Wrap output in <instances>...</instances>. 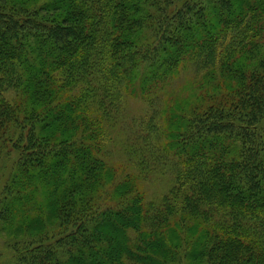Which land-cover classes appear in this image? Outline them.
<instances>
[{"label": "trees", "instance_id": "1", "mask_svg": "<svg viewBox=\"0 0 264 264\" xmlns=\"http://www.w3.org/2000/svg\"><path fill=\"white\" fill-rule=\"evenodd\" d=\"M185 62L206 73L198 89L127 151L151 149L176 184L146 201L141 159L108 204L101 147L124 95L152 107ZM3 150L0 233L35 231L15 264H264V0H0Z\"/></svg>", "mask_w": 264, "mask_h": 264}, {"label": "rangeland", "instance_id": "2", "mask_svg": "<svg viewBox=\"0 0 264 264\" xmlns=\"http://www.w3.org/2000/svg\"><path fill=\"white\" fill-rule=\"evenodd\" d=\"M39 3L45 2V0H38ZM205 73V72H203ZM198 74L195 67L191 63L185 62L181 65L177 73L172 78L161 83L157 90V98L151 103L148 99H144L141 94L133 95L126 93L122 107L120 109V115L116 117L114 126L110 129V133L106 135L105 141L103 142L102 150H104V159L107 161V168H115L117 171L114 181L109 182L104 188L103 199L108 204L116 202L114 196L115 185L123 180L126 175H134L135 177L138 172V162L141 159H145L148 165L146 172L137 177L139 184V190L144 194L146 201H153L156 204H160L162 200L168 195L174 185L176 184L175 173L169 165H163L160 161H157L150 157V150H138L136 154H127L128 149H131L132 145H135L137 140L144 134L143 124L148 121L151 117V113L155 110L161 113L169 102H177V104L183 103L186 99L191 98L193 93L196 91V87L199 86L201 79L200 77L204 74ZM209 73L215 74L213 71ZM207 73V74H209ZM206 75V73H205ZM211 75V74H210ZM198 89V87H197ZM5 97L11 103H17V94L13 91L5 93ZM162 110V111H161ZM162 119V120H161ZM156 124H164L165 119L161 114L158 120H155ZM158 121V122H157ZM145 125V124H144ZM147 141V133L145 135ZM148 140L153 142L152 136L149 135ZM132 151V149H131ZM137 151V150H136ZM15 154L10 153L6 150L0 152V196L4 186L7 184V180L14 172V161ZM37 200L41 201L44 205L43 214V227H47L50 224L58 225L56 218L50 215L49 210H53L50 200L46 198V195L42 189L37 195ZM42 230V229H40ZM23 233L30 236L34 232L18 230L15 232L17 241L16 244L7 242L6 235L0 233V264H15L17 259V250L21 249ZM30 233V234H29ZM113 234V232H111ZM32 236V235H31ZM136 236V235H135ZM134 237V235H133ZM30 238H28L29 240ZM32 239V237H31ZM10 244V245H9ZM191 260L183 261V264H192Z\"/></svg>", "mask_w": 264, "mask_h": 264}]
</instances>
